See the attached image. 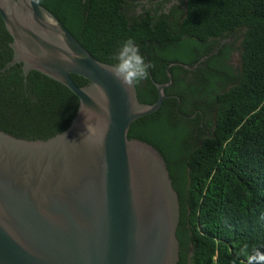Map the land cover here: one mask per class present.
<instances>
[{
    "label": "water",
    "instance_id": "1",
    "mask_svg": "<svg viewBox=\"0 0 264 264\" xmlns=\"http://www.w3.org/2000/svg\"><path fill=\"white\" fill-rule=\"evenodd\" d=\"M0 16L13 50L1 71L20 64L24 82L37 71L79 99L71 124L47 140L0 131V264H177L179 203L166 162L128 139L135 120L160 108L171 76L153 82L156 102L141 103L39 0H0Z\"/></svg>",
    "mask_w": 264,
    "mask_h": 264
},
{
    "label": "trees",
    "instance_id": "2",
    "mask_svg": "<svg viewBox=\"0 0 264 264\" xmlns=\"http://www.w3.org/2000/svg\"><path fill=\"white\" fill-rule=\"evenodd\" d=\"M121 1L86 0L85 6L79 0L39 3L94 59L113 65L111 58L121 42L138 31L126 26ZM184 5L174 35L161 30L159 40L184 49L241 31L235 81L212 96L211 134L188 148L180 145L185 131L177 124L186 121L178 112H192L181 106L176 111L172 99L135 120L128 139L151 145L166 162L179 203L177 264H249L238 254L245 244L252 255L264 253V0H185ZM11 42L0 16V131L24 140H47L71 124L79 99L37 71H30L24 82L20 64L1 71L12 60ZM175 57L171 60H178ZM208 60L215 62L214 57ZM173 69L169 73L175 84ZM70 77L79 87L88 84L77 75ZM167 80L165 74L162 79L154 75L152 81L135 86L139 102H156L153 81Z\"/></svg>",
    "mask_w": 264,
    "mask_h": 264
},
{
    "label": "flooded vegetation",
    "instance_id": "3",
    "mask_svg": "<svg viewBox=\"0 0 264 264\" xmlns=\"http://www.w3.org/2000/svg\"><path fill=\"white\" fill-rule=\"evenodd\" d=\"M79 1L85 6L86 0ZM184 1L122 0L120 12L127 27L134 26L138 29L136 35H128L125 40L134 39L145 61L151 63L152 67L148 70L147 79L152 81L154 75L162 79L163 74L168 78L167 74L171 76L169 69L174 67L175 84L171 76L172 84L164 89L167 96L165 99L176 101V111L181 106L185 111L192 112V114L178 112V116L190 125L189 133L184 135V143L193 144L212 132L213 125L209 121L211 117L214 120L212 96L222 88L230 87L235 81L236 65H239L238 62L236 63V58L240 56L238 40L241 31L192 46L185 45L184 49L168 41L162 42L159 40L160 31L163 30L164 35L166 32L171 36L174 35L179 22L184 17ZM116 54L111 58L113 63ZM172 55H178V58L175 57L178 60H171ZM210 57L215 58L212 65L208 60ZM145 81L143 80L141 84L145 85ZM208 117L210 118L207 119Z\"/></svg>",
    "mask_w": 264,
    "mask_h": 264
},
{
    "label": "clouds",
    "instance_id": "4",
    "mask_svg": "<svg viewBox=\"0 0 264 264\" xmlns=\"http://www.w3.org/2000/svg\"><path fill=\"white\" fill-rule=\"evenodd\" d=\"M114 60L115 63L107 70L120 82L121 86L126 91L139 85L143 80H146L149 76L148 70L152 67L150 62L145 61V58L140 53L138 45L132 38L121 42L120 48L114 56ZM85 118V124L89 134L92 128L88 123V117L86 115ZM238 254L246 258L249 264H252L253 261L264 264V253L256 252L255 255H252L249 253L246 244L240 249Z\"/></svg>",
    "mask_w": 264,
    "mask_h": 264
},
{
    "label": "rangeland",
    "instance_id": "5",
    "mask_svg": "<svg viewBox=\"0 0 264 264\" xmlns=\"http://www.w3.org/2000/svg\"><path fill=\"white\" fill-rule=\"evenodd\" d=\"M240 42H241V37H240V39L238 40V53H239V55H240ZM239 60H240V56L236 58V63H237V62L239 63ZM236 63H235V64H236ZM238 63H237V64H238ZM236 66H237V70H236V71H238V66H239V65H236ZM193 84H194V86L196 87V82H195V81L193 82ZM228 87H229V86L225 87V89H228ZM210 95H212V92H210ZM209 118H210V117H208L207 119H209ZM209 121H210L211 124L213 125V122H214L213 117H211V118L209 119ZM181 124H182V125H181ZM181 124H177V127H178L180 130L184 129V131H185V132H184V135L186 136V134L189 133L190 125H189L188 123H185V122H182ZM184 141H185V140H183V142L180 144L181 146H183V148H188L189 146H191L190 143L185 144Z\"/></svg>",
    "mask_w": 264,
    "mask_h": 264
}]
</instances>
